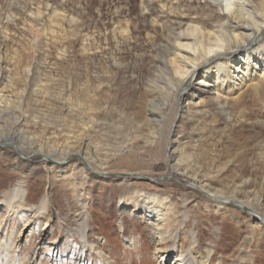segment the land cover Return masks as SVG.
I'll return each mask as SVG.
<instances>
[{"label": "rangeland", "instance_id": "rangeland-1", "mask_svg": "<svg viewBox=\"0 0 264 264\" xmlns=\"http://www.w3.org/2000/svg\"><path fill=\"white\" fill-rule=\"evenodd\" d=\"M164 1L0 0V264H264V72L169 91Z\"/></svg>", "mask_w": 264, "mask_h": 264}, {"label": "bare ground", "instance_id": "bare-ground-1", "mask_svg": "<svg viewBox=\"0 0 264 264\" xmlns=\"http://www.w3.org/2000/svg\"><path fill=\"white\" fill-rule=\"evenodd\" d=\"M158 1L162 3V7L167 5V1ZM179 1L171 0L170 5H176ZM202 1L203 4L199 6L201 13L199 15L185 14L179 18V22L184 21L185 27L178 33L171 30L170 36L168 35L169 43L164 45V48L169 51L166 63L171 70V72H166L168 89L169 91L180 89L177 92L179 97H183L181 99L188 102L195 97L202 99L206 92L215 94V97H219L220 94L227 95L231 88H237L240 83L252 79L258 71H261V74L264 72V0H256L255 3L252 0ZM182 107L184 105L180 106V109ZM19 138L20 133L16 131L8 135L0 134V143L8 141L16 151L24 155L23 150L29 149L30 146L21 145ZM83 149L75 151L54 148L53 152L57 154L54 158L50 151L44 152L42 147H38L31 154H38L41 158L50 160L56 165L63 164L67 158L76 154L82 159L84 166L93 173L101 175L109 173L98 171L90 160L83 156V153L86 154ZM169 155L171 158L172 153L170 152ZM169 168L175 169L171 164ZM131 174L140 175L139 173ZM191 186L209 192L204 185L192 184ZM235 202L238 201L235 200ZM239 204L245 207L242 202ZM245 208L249 209L248 212L251 214H257L254 210ZM11 210L15 211L12 208ZM20 214L26 218L30 216L27 213ZM210 257L208 252L204 260L199 261L200 264H207L206 262L211 260Z\"/></svg>", "mask_w": 264, "mask_h": 264}, {"label": "water", "instance_id": "water-1", "mask_svg": "<svg viewBox=\"0 0 264 264\" xmlns=\"http://www.w3.org/2000/svg\"><path fill=\"white\" fill-rule=\"evenodd\" d=\"M109 175H111V174H109ZM116 175L118 176V175H121V174H116ZM187 184H188V183H187ZM188 185H189V184H188ZM189 186H190V185H189ZM241 208H243V207H241ZM243 209H244V208H243Z\"/></svg>", "mask_w": 264, "mask_h": 264}]
</instances>
